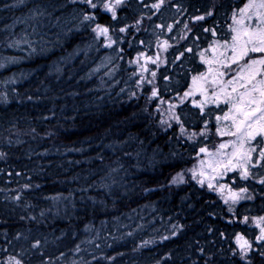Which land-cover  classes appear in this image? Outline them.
<instances>
[{"label": "trees", "instance_id": "trees-1", "mask_svg": "<svg viewBox=\"0 0 264 264\" xmlns=\"http://www.w3.org/2000/svg\"><path fill=\"white\" fill-rule=\"evenodd\" d=\"M122 1L113 18L81 0H0V264H264L262 226L251 225L264 218V180L248 181L251 199L225 203L187 174L204 138L166 132L141 110L151 88V110L187 90L207 38L246 0H178L172 9L187 13L171 24L182 29L157 40L168 7ZM15 12L19 31L6 26ZM96 26L108 28L110 50L77 39ZM70 45L86 60L63 61ZM98 53L93 74L86 63ZM196 110L180 106L175 123L215 126Z\"/></svg>", "mask_w": 264, "mask_h": 264}, {"label": "rangeland", "instance_id": "rangeland-1", "mask_svg": "<svg viewBox=\"0 0 264 264\" xmlns=\"http://www.w3.org/2000/svg\"><path fill=\"white\" fill-rule=\"evenodd\" d=\"M85 4L89 5L91 7V4L88 3V0H81ZM178 0H157L156 5L160 6H167L168 8H165L163 10L164 17L163 19L165 21H168V23L165 25V27L162 29V31L155 34L156 40L160 39L161 36H169L171 37L172 34H179V30L182 29L178 27L180 25L179 19L183 16V14H186V10H173L171 6L178 5ZM223 1V0H222ZM221 1V3H222ZM225 1V0H224ZM231 2L238 3L239 0H230ZM93 4L99 3V7L102 10H105L104 5L110 4L113 6L114 11H116L117 8L123 5V1L120 4H116V0H91ZM264 2V0H246L243 6L239 7V11H234L233 14L230 13V17L232 18L231 26H225L224 24H221V26H216L209 38H207V43L209 45L208 52L206 51V54L201 56L200 61L203 64V69L196 72V74L191 78L189 81V85L187 86V90L182 93L181 95L177 96L176 99L166 100L165 102L161 103H154V109L151 110V95H153V88H151L149 97H147L144 101V105H142L144 108L141 109L143 113V117L146 118L148 124H157V126H160V128L164 129L166 132H169L170 127L174 126L178 130H181L183 133H187V136L192 138H204L202 139V144L206 145L210 148V151H208V154L203 155L201 157L195 156L194 160L192 162L191 167L187 170V174L192 175L195 177V179L198 181L197 184L201 185L203 184L206 189H208L211 193H215L218 196L221 197V199L225 203H229L232 205H236L240 203L241 201H245L247 198L248 200L251 199L249 195H247V190L245 189L248 181L250 179L254 178L256 181L261 182L264 180V157H261L260 152L261 150H264V136H257V138L250 143L245 144V149L248 148H254L255 151L251 153V160L248 163H244V167L241 168L239 166L235 167L233 170L228 171L225 169L224 164H226L229 160V158L232 159L233 164H240L243 163V161H238L236 157H233L231 154L233 153L234 149L232 147L231 142L237 141V137L233 135H220L219 131L229 132V131H235V129L232 127V121L231 120H225L224 116L225 113L229 112V109L232 107V103L226 102L225 95L221 93V86L226 85V92L231 93L233 85H227V81L232 79L236 73L239 70V66L236 64H232L230 68H224L222 66L221 61L228 62L227 57L231 55L230 50L226 53L225 56H221V52H225V48L223 47L225 44H231L232 36L235 34L232 30L234 28H240L242 25L237 24L236 21L242 20L243 26L246 27H257V13L264 14V8H258V7H251L248 8L244 13H241V9H244L246 5L252 4V5H259L260 3ZM171 4V5H169ZM112 13V12H110ZM251 15V20L248 19V16ZM179 22V25L177 27L172 28V22ZM94 29H97V26L95 28H91L90 32L92 34V42L101 40V43H98L96 47L99 50H103L105 48L110 50V47L113 44V38L109 36V33H107V36L98 35L97 31H94ZM172 29V30H171ZM224 31V33L227 35L224 36V40H218L214 36L221 31ZM189 31V28H186V30L183 32L182 36L186 37V33ZM91 37V36H90ZM163 40V39H162ZM162 40H159V43L157 44V50L159 52L164 51V49L167 47V43L163 42ZM191 43V42H190ZM190 43L187 46V48H190ZM50 49V48H45ZM44 49V50H45ZM71 50L67 53V55L63 56V61H66V63L70 61L73 57L76 58H83V61L86 60L84 58V51L83 47L80 46H73L70 45L65 50ZM215 49V52H214ZM51 50V49H50ZM64 50V52H65ZM206 50V47H205ZM49 50H47L48 52ZM82 52V53H81ZM205 53V52H203ZM142 56V55H141ZM141 56L138 55V58ZM261 56H264V53H250L251 58H259ZM16 57L12 58L15 60ZM21 57H18L19 59ZM68 58V59H67ZM248 58H245V61H241V63H245ZM149 65L147 67V71L152 72V69H150L151 65L156 64V61L152 57L149 59ZM20 61V59L18 60ZM89 61V60H88ZM205 61H213L211 64L205 63ZM209 68H212V72H209ZM140 70L142 72H146L144 66H143V60L140 65ZM110 78V67L107 70ZM217 72H225L226 75L221 78L217 75ZM153 73L150 75V77H153ZM115 75H112V78H114ZM119 77V76H118ZM121 79V77H119ZM195 78V81H194ZM216 80L217 83H213V80ZM257 79H264V77H257ZM91 81V79H89ZM114 87V84L112 83L110 85V88ZM136 91H141V88H137ZM244 89L238 88V93L243 92ZM214 93L218 95H214ZM237 94H233L234 97H237ZM257 98H259L258 93L256 94ZM190 102L191 106L197 109L198 114H205L212 116L211 120L215 124V130L213 131V128L208 124H204L199 133L194 132L193 129H187L183 126L184 123H175L179 119L178 115V108L185 103ZM210 113V114H209ZM217 117H220V119H217ZM178 118V119H177ZM192 130V131H189ZM220 139V140H219ZM211 140H218L216 141L213 146L210 144ZM204 141V143H203ZM209 141V142H208ZM214 142V141H213ZM221 143L228 144L229 146L225 149H220L219 146ZM200 144V145H202ZM198 146H196L197 148ZM213 168H215V171H213ZM244 168L247 169L248 175L247 178L241 177V172L244 170ZM203 173V174H202ZM239 177L241 179L240 182H243L240 184L238 179L236 177ZM229 180H232V183L229 182ZM170 185L177 184L176 181L171 180L169 182ZM209 184H211V187H209ZM233 194L237 197L235 200L233 199ZM251 225H261L262 228H264V218H255L251 220ZM259 235L256 237L257 239H261L260 237L264 234H262L261 230L258 232ZM262 234V235H261ZM264 240V239H261ZM247 241V244H249L248 239L241 238L240 244L244 245V242Z\"/></svg>", "mask_w": 264, "mask_h": 264}, {"label": "snow or ice", "instance_id": "snow-or-ice-1", "mask_svg": "<svg viewBox=\"0 0 264 264\" xmlns=\"http://www.w3.org/2000/svg\"><path fill=\"white\" fill-rule=\"evenodd\" d=\"M121 2L122 0H116L117 5ZM88 3L91 4V7H96L91 0H88ZM154 7H158V5H154ZM251 7L264 8V2L259 5L248 4L244 9H241V13ZM104 8L106 11L112 12L113 18H115V11L112 5L105 4ZM256 15L257 27L255 28L243 26L242 20L236 21L237 24L242 26L232 30L235 34L232 36L231 44H225L223 46L225 52L220 53L221 56H225L229 50L231 52V55L227 57L228 62L221 61L224 68H230L232 64L239 66L236 75L227 81V85H233L232 92H226V85L221 86V93L225 95L226 102L232 103V107L228 113H225L224 119L232 121V127L235 131H219V134L237 137V141L231 142L234 149L231 155L236 157L238 161H243V163L237 165L233 164L232 159L229 158L228 162L224 164L225 169L228 171L233 170L237 166L243 168L244 163L250 162L251 153L255 149H245V144L255 140L257 136H264V79H257L258 76L264 77V56L259 58L250 57V53H264V14L257 13ZM251 18V15H249L248 19L251 20ZM85 19H90V17L85 16ZM198 19H203V17ZM94 31H97L98 35L107 36L108 28L97 26ZM245 58H248L246 62L241 63V61H245ZM212 62L205 61V63L209 64ZM212 71V68H209V72ZM217 75L223 78L226 73L217 72ZM212 82L217 83L215 79ZM238 88H242L244 91L238 93ZM237 93V97H234L233 94ZM257 93L259 98H257ZM153 95H156V93L153 92ZM214 95L218 94L214 93ZM217 119H220V117H217ZM228 146V144L221 143L219 148L225 149ZM200 151L207 152V149L202 148ZM260 155L264 157V150H261ZM213 171H215V168H213ZM247 175V169L244 168L241 172V177L247 178ZM209 187H211V184H209ZM236 198L235 194H233V199L235 200ZM261 232L264 234V228L261 229ZM260 238L264 239V235ZM244 243L247 244V241ZM243 246L241 245V247ZM17 264H19L18 261Z\"/></svg>", "mask_w": 264, "mask_h": 264}, {"label": "bare ground", "instance_id": "bare-ground-1", "mask_svg": "<svg viewBox=\"0 0 264 264\" xmlns=\"http://www.w3.org/2000/svg\"><path fill=\"white\" fill-rule=\"evenodd\" d=\"M19 18H23L20 14V12H15V14L13 15V19L8 23L6 24V26L10 29H17L19 31V29H21V21H18ZM103 27V26H101ZM91 29V28H90ZM88 30V31H85L82 35L78 36L77 39L78 40H82L84 38H89L90 36H92L91 34V30ZM73 35V34H72ZM69 36V34L66 32V38ZM51 41L54 42V39H52ZM58 44H60L58 47H54L55 48H61L62 47V51L63 49L68 45V42L66 40L64 41H59ZM56 44V45H58ZM53 49V50H54ZM103 53H98L96 55H94L90 61H88L86 63V65L91 69V72L93 73L94 72V69L95 67L98 65L99 61H100V56L102 55ZM106 59L105 62H104V65H107V62H111L110 61V55L108 56V58H104ZM108 67H111L110 65ZM94 74V73H93Z\"/></svg>", "mask_w": 264, "mask_h": 264}]
</instances>
